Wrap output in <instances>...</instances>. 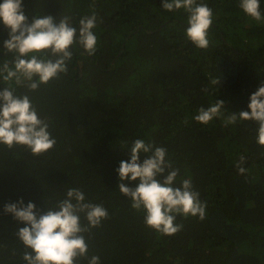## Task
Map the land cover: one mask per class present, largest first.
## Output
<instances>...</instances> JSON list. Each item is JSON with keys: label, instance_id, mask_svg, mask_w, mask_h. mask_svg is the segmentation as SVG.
I'll use <instances>...</instances> for the list:
<instances>
[{"label": "trees", "instance_id": "trees-1", "mask_svg": "<svg viewBox=\"0 0 264 264\" xmlns=\"http://www.w3.org/2000/svg\"><path fill=\"white\" fill-rule=\"evenodd\" d=\"M202 2L213 11L206 49L186 37L188 14L165 11L163 0H23L29 22L33 15L56 23L68 17L78 29L82 17L95 13L98 44L92 56L74 44L68 72L28 93L49 123L54 149L37 157L23 146L0 145V264H25L26 251L15 235L25 225L5 214L4 205L23 200L43 213L69 187L108 211L101 226L85 234L87 255L100 264H264L258 125L224 126L228 114L249 110L264 81V23L246 16L240 0ZM260 5L264 12V0ZM6 39L0 25V47ZM4 59L0 54V63ZM212 79L219 83L212 86ZM216 100L225 113L207 125L195 122L198 109ZM137 139L167 149L166 159L179 170L176 186L191 178L206 203L204 220L178 216L183 228L173 236L145 225L143 211L119 192L116 171L130 160ZM241 156L244 175L236 167ZM145 158L141 153V162Z\"/></svg>", "mask_w": 264, "mask_h": 264}, {"label": "clouds", "instance_id": "clouds-1", "mask_svg": "<svg viewBox=\"0 0 264 264\" xmlns=\"http://www.w3.org/2000/svg\"><path fill=\"white\" fill-rule=\"evenodd\" d=\"M239 7L246 16L264 23L260 0H240ZM162 8L167 12L183 9L188 14L186 37L199 49L209 46L213 11L206 3L202 0H163ZM97 21L93 13L79 20L78 29L68 17L56 23L50 15H33L29 22L23 0L0 3V25L8 30V39L0 47V54L5 57L0 63V84L3 85L0 90V145L9 150L23 146L37 157L54 149L57 141L49 131V123L39 117L28 93L68 72L67 64L72 59L70 49L74 44L89 56L95 55L98 37L93 30ZM218 83L216 79L211 81L212 86ZM18 89L27 91L19 93ZM223 107V101L216 100L207 108L200 107L193 119L207 125L225 113ZM248 109L228 114L224 126L252 121L258 125L257 143L264 146V81L250 96ZM130 152V160L121 161L116 170L120 180L118 188L131 200L133 209L143 211L147 227L173 236L183 228L176 223L178 216L205 219L206 203L201 201L191 178L182 179L176 186L179 170L173 169L166 159V148L137 139L130 145ZM141 153L146 156L143 162ZM245 162L241 156L236 165L241 175L247 171L243 167ZM159 176L164 179H157ZM125 181L138 183L129 187ZM4 212L25 225L15 233L26 249L22 256L25 264H78L81 259L88 264H100L98 256L88 257L85 234L100 227L108 218V211L102 204L87 202L81 189L69 187L65 198L46 205L43 213L32 202L25 206L23 200L5 204ZM82 217L86 224L81 222Z\"/></svg>", "mask_w": 264, "mask_h": 264}]
</instances>
